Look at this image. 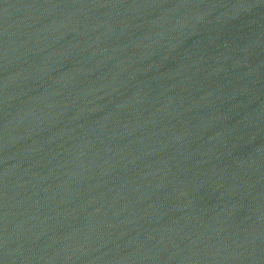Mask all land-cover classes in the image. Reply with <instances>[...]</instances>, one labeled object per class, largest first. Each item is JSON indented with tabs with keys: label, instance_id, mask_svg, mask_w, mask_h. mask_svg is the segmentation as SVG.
<instances>
[{
	"label": "water",
	"instance_id": "1",
	"mask_svg": "<svg viewBox=\"0 0 264 264\" xmlns=\"http://www.w3.org/2000/svg\"><path fill=\"white\" fill-rule=\"evenodd\" d=\"M0 264H264V0H0Z\"/></svg>",
	"mask_w": 264,
	"mask_h": 264
}]
</instances>
